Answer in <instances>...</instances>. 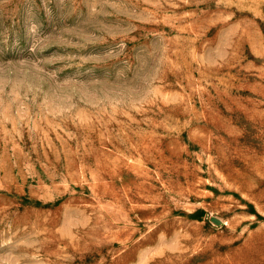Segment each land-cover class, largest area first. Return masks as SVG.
Returning <instances> with one entry per match:
<instances>
[{
	"label": "rangeland",
	"instance_id": "1",
	"mask_svg": "<svg viewBox=\"0 0 264 264\" xmlns=\"http://www.w3.org/2000/svg\"><path fill=\"white\" fill-rule=\"evenodd\" d=\"M0 264H264V0H0Z\"/></svg>",
	"mask_w": 264,
	"mask_h": 264
}]
</instances>
